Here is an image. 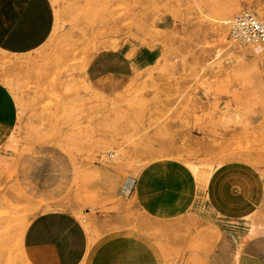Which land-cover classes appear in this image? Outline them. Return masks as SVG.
<instances>
[{"label":"rangeland","instance_id":"obj_1","mask_svg":"<svg viewBox=\"0 0 264 264\" xmlns=\"http://www.w3.org/2000/svg\"><path fill=\"white\" fill-rule=\"evenodd\" d=\"M50 2L51 35L28 64L8 71L19 91L11 92L18 141L0 155L1 193L14 204L80 208L88 243L80 264L131 245L147 251L142 264H234L209 242L217 225L191 210L152 216L133 188L151 163L200 164L211 170L207 190L220 182L222 200L263 227L264 58L240 54L213 67L208 19L184 0ZM200 2L208 17L240 4L235 17L250 11L264 19V0ZM224 37L236 41L230 26ZM57 50L62 58L46 67ZM140 218L171 228L148 231L150 241L137 233ZM5 250L0 264H23L11 242ZM127 250L117 253L124 264Z\"/></svg>","mask_w":264,"mask_h":264},{"label":"crops","instance_id":"obj_2","mask_svg":"<svg viewBox=\"0 0 264 264\" xmlns=\"http://www.w3.org/2000/svg\"><path fill=\"white\" fill-rule=\"evenodd\" d=\"M5 25L0 37V49L11 54L31 53L40 48L52 33V4L50 0H26ZM17 118L15 99L0 83V127L14 128ZM133 191L138 205L146 213L157 218L173 219L190 209L196 197L197 185L191 170L180 162L164 160L147 165L139 174ZM208 192L209 189L205 195ZM209 200L215 207L224 202L217 185L210 188ZM226 235L224 233V238L216 244V251L227 252L233 245L238 251L239 264H264V236H253L240 243L237 234H229V239ZM87 245L82 224L61 211H51L37 217L27 228L23 241L24 253L30 264H80ZM122 248L110 249V253L128 249V259L131 256L134 260L130 263L127 259L129 264L146 262L147 251L143 248H133L132 245ZM110 253L102 254L97 264H110L104 260L105 255L110 257ZM117 253L116 258L120 259H116L115 264H124L125 257Z\"/></svg>","mask_w":264,"mask_h":264},{"label":"bare ground","instance_id":"obj_3","mask_svg":"<svg viewBox=\"0 0 264 264\" xmlns=\"http://www.w3.org/2000/svg\"><path fill=\"white\" fill-rule=\"evenodd\" d=\"M25 1L26 0H0V26H4L10 16L15 15L20 10ZM53 1L55 3L57 2V0ZM184 1L196 8L199 13L203 14L208 19V25L211 32L209 38L213 43L215 49L212 56V63L214 64L213 67H218L221 63L227 60H233L237 55L240 54H247L248 56H251L255 59L264 58V42H258L256 40L249 41L248 39H243V41L240 42H234L228 41L224 37V35L227 33V28L230 26L232 21L236 17L240 16L243 12L250 11H243L241 14L235 17L234 15L241 9L242 6L240 4H232L231 8H229L228 10L227 15L223 14L224 11L219 10V15L208 17L204 13L200 0ZM262 8L258 9V14H261L263 12L262 10L264 8ZM262 21H264V19ZM3 32L4 27L0 31V37ZM217 35H222L221 37H223L224 41H217ZM246 40L247 42H244ZM61 53V50L52 51L46 58V67L56 62L58 64ZM28 54L29 53L11 54L0 49V83L4 85L10 92L18 93L19 91L16 78L13 74L8 73V71L28 64L30 61V58L27 56ZM17 141L18 137L13 133V128L6 129L0 127V155L3 153L10 154L11 146H13ZM110 155L113 156V154ZM158 156L160 155L155 152V154H152L147 159L155 160ZM103 160V162L105 163L108 162L105 158ZM187 165L191 170L197 185L196 197L189 210L201 214L205 219H208L219 227V230H217V232H213L209 235V242L217 244L220 240H222L224 238V232L222 229H228L230 231L237 232L238 234L240 233V243L248 237H253V235L264 236V226L259 228L258 226H256L257 229H254L255 226L249 224V216H247L244 212H237L234 207L230 205L228 198H226L219 207H214L212 205L209 200V196L205 195L209 183V177L211 174V170L208 167L192 163H188ZM216 185L219 186L220 182H217ZM15 194L18 193L15 191ZM16 197L18 198V195H16ZM19 201V203L17 202L16 204H14L0 191V252L3 253L4 251H6L5 249L8 246V243L11 242V248L15 249L18 252L19 259L23 264H30L25 256L23 249V241L26 230L29 225L41 214L47 211H61L70 214L81 222H85V217L83 216L82 210L80 208L73 207L65 203L44 202L42 205H32L28 201ZM139 221V227L141 228L143 233L140 230H138L137 233L143 237L146 236V238H148V240L150 241L154 239L152 238L151 234H148V231L156 234L168 231L171 228L168 224H162L149 218H140ZM88 228L89 232H92V228ZM116 253L117 252L115 251L111 252L110 257L108 258L107 256L109 255H105V262H110V264L117 263ZM130 253L133 254L132 250H130ZM230 253H232L231 255H233V259H235L234 264H239L237 257L238 251L236 248H233V245H231V249L227 251V255H230ZM119 259L120 258H118L117 260ZM128 261L130 263L134 262L131 256ZM6 264L14 263L9 260Z\"/></svg>","mask_w":264,"mask_h":264},{"label":"built area","instance_id":"obj_4","mask_svg":"<svg viewBox=\"0 0 264 264\" xmlns=\"http://www.w3.org/2000/svg\"><path fill=\"white\" fill-rule=\"evenodd\" d=\"M230 34L238 42L243 41V39L264 42V21L257 20L250 12H243L230 24Z\"/></svg>","mask_w":264,"mask_h":264}]
</instances>
